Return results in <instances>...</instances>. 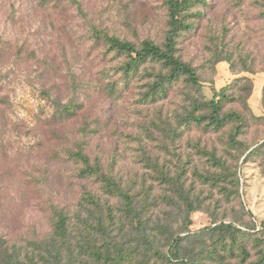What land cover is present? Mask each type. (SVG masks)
Masks as SVG:
<instances>
[{
    "label": "rangeland",
    "instance_id": "obj_1",
    "mask_svg": "<svg viewBox=\"0 0 264 264\" xmlns=\"http://www.w3.org/2000/svg\"><path fill=\"white\" fill-rule=\"evenodd\" d=\"M189 14L199 84L155 93L169 68L127 73L105 37L164 47L167 0H0V264H261L264 0ZM216 96L239 119L211 125Z\"/></svg>",
    "mask_w": 264,
    "mask_h": 264
},
{
    "label": "trees",
    "instance_id": "obj_2",
    "mask_svg": "<svg viewBox=\"0 0 264 264\" xmlns=\"http://www.w3.org/2000/svg\"><path fill=\"white\" fill-rule=\"evenodd\" d=\"M202 0H167V8H168V26L169 31L166 38V43L164 47H160L156 45L152 41H144L138 48L134 44L125 41L119 40L114 37H105V40L108 42L112 50H115L117 53L122 55H127L129 61L124 66L123 70L127 73L138 71L139 67L145 64L149 60L158 61L164 64L166 67L169 68V72L161 78V82L157 83L156 86L158 87L155 89V93L159 90L161 92L163 90L165 83H172L177 81L180 76L186 75L188 76V81L195 85L199 84L198 77L196 75L195 70L183 62L176 56L177 53V38L182 32H188L193 29V26L190 24H186L187 17H193L189 14L191 7L196 3H201ZM199 14L196 13V16ZM218 97V98H217ZM210 115L209 120L210 124L220 128L228 121H233L235 119H239V117L235 114H226L221 116L222 111V102L221 97L216 96L215 99H212L209 104ZM197 123L202 124L204 118H193ZM75 156L81 160L86 166L87 169L83 171L85 175L89 174H96L100 172L99 167H94L89 165V160L86 155L82 152L76 153ZM105 182L115 187V184L111 182L110 179L104 176ZM130 209H133L131 203H129ZM264 226V222L262 223ZM222 228L230 230L233 227L231 225H221ZM67 231V220L66 217L60 215V219L57 223V233L60 237H65ZM179 239H177V244ZM2 248V244L0 243V249ZM212 254V252H211ZM245 254V252L243 253ZM246 256V255H245ZM169 259L172 261H183L180 260L179 252H170ZM55 262L53 264H60L57 261V258H54ZM183 263V262H182ZM260 263L264 264V251L262 252V258L260 259ZM184 264V263H183ZM186 264V263H185ZM187 264H192L188 263Z\"/></svg>",
    "mask_w": 264,
    "mask_h": 264
}]
</instances>
